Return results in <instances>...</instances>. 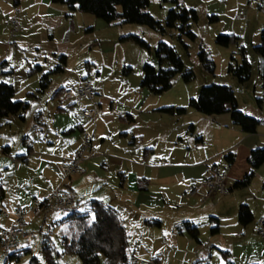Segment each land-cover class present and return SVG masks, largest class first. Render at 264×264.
<instances>
[{
  "label": "rangeland",
  "instance_id": "obj_1",
  "mask_svg": "<svg viewBox=\"0 0 264 264\" xmlns=\"http://www.w3.org/2000/svg\"><path fill=\"white\" fill-rule=\"evenodd\" d=\"M22 1L23 4L16 11L15 0H0V80L15 86V100L29 102L28 108L22 113L24 117L17 114L0 119V134L9 138L13 151L16 152L23 141L27 140L26 133L34 132L31 144L39 154L31 158L30 167L35 168L39 164L44 157L41 153H46L48 148L52 151L50 159L59 164V158L55 157L60 155L57 142L52 147L47 141L38 140L37 131L34 130L41 125V118H45L52 126L55 111L58 110L57 105L69 108L78 115L83 120L85 129L95 135L97 154L103 156L99 159L95 157L91 161V165L86 167L87 174L84 177L73 175L70 178L60 169L59 174H62L63 182L73 185L74 193L80 199H77L79 210L90 212L91 219L94 218V213L89 208L90 201L96 197H104L102 195L105 190L114 188L113 177L119 176L117 162L112 158L124 157L128 151L127 143L121 137L122 132L131 131L129 123L132 126L135 123L134 132L143 134L146 138V144H142V137L136 136L140 141H137L133 150L135 159L140 158L151 146L156 147L157 154L161 157L164 153H169L170 149L176 152L183 148L187 162L199 161L206 154H215L216 161L220 163L219 167L229 172L231 178L228 185L233 190L224 196H214L219 199L218 202L224 199L225 203L222 202L216 209L210 208L207 214L204 211L211 205L209 200L212 197L204 198L202 192L198 193L201 196L200 201H203L199 207L204 209L203 212L194 213V218L198 219L196 222L201 246L186 233L184 236L178 234L179 246L169 240L158 243L154 240V228L151 227L144 238L149 245L148 254L144 256H159L161 260L157 264H194L197 257H207V260H203L206 262L201 263L200 260V264H225L226 260L221 253V250H225L230 252L235 264H264V238L259 232V220L264 214V164L255 169L247 186L234 187L235 182L242 180L251 170L248 162L251 150L264 147V78L261 74V57L254 49L260 43L261 31L264 29V0H181L184 7L195 9L198 13V21L192 24L197 38L191 40L183 36V42L189 45L188 50L178 39L179 31L176 28L168 29L162 34L141 24L110 25L91 13L81 11L75 13L74 26L71 24L74 11L65 4ZM172 6V3L162 0H150L148 11L157 20L163 21ZM118 9L121 11L122 6ZM211 15H217L219 19L211 22ZM14 18L21 24L19 30H15L9 23ZM88 27L93 28L89 30ZM50 34H53V39ZM131 34L139 35L150 48L128 38ZM219 34H234L240 39L237 43L224 46L216 42ZM160 41L168 43L178 51L185 69L193 70L195 78L191 82H185L183 74L179 73L175 76L172 88L156 94L142 87L141 81L143 65L146 62L158 65L155 50ZM201 46L210 52L216 63L214 74L205 71L200 62ZM242 47L252 66L251 78L245 83H241L228 72L232 55L238 63L242 62ZM61 55H65L67 61L62 65L63 70L56 71ZM4 62L8 67L5 70L14 69L13 76L10 73L2 74ZM45 73H50V82L47 89L42 91L40 82ZM87 75L97 89L93 101H64L61 95L54 96L62 86L76 88L77 82ZM211 83L228 85L235 90L239 108L261 120L257 132L245 133L239 125L232 122L229 114L207 115L189 105L190 99L197 97L201 88ZM29 93H35L37 97L30 96ZM257 98L263 99L261 106ZM73 102L75 105L71 108L70 104ZM92 102L97 104L98 112L92 118H84V105L92 108ZM166 106H183L187 108V112L177 115L161 111ZM130 116L134 118L133 123ZM215 119H218L222 128L216 129V124L212 122ZM190 125L195 126V132L189 131ZM101 137L105 139L103 142ZM199 137H203L202 143L197 141ZM199 144L201 146L196 147ZM177 152L180 155L181 151ZM230 152L234 153L236 159L233 165L225 157ZM12 162L13 159L8 157L0 160V183L6 187L5 203L11 212L18 205L12 204V201L15 199V184L19 181L20 172L18 168H12ZM4 165L10 167V174H4ZM33 178L38 180L35 171ZM100 178L106 179L105 182L99 183ZM171 192L174 193V190ZM187 195L191 198L180 196L178 202L175 200V204L168 206L170 209L167 210L172 212L165 213V226L172 228L174 217H186L183 216V211L188 209L185 206L190 207L195 198L190 191ZM114 197L116 196L113 195V200L117 203ZM243 203L251 207L254 215L252 223L247 226L246 234L237 232L240 224L237 211ZM180 204L183 205L179 207ZM175 210H178L177 213ZM69 214L68 210L57 209L35 216L29 211L26 221L29 224L28 230L34 231L30 246L32 252L21 257L19 263L13 264H26L33 255L44 263L45 240L54 248L55 257L60 264H83L78 255L64 252L63 236H70L69 224L65 221ZM210 215H215V219ZM216 217H220L221 222ZM11 221L12 217L0 215V229L8 227ZM216 226H219V231L213 233L212 228ZM135 229L139 230L138 227ZM128 240L129 245H132L136 239L129 236ZM11 253L0 257V264H5ZM100 264H104L103 260Z\"/></svg>",
  "mask_w": 264,
  "mask_h": 264
},
{
  "label": "trees",
  "instance_id": "obj_2",
  "mask_svg": "<svg viewBox=\"0 0 264 264\" xmlns=\"http://www.w3.org/2000/svg\"><path fill=\"white\" fill-rule=\"evenodd\" d=\"M162 1L173 4L163 21L157 20L148 11L150 0H52L53 3L67 5L71 11L79 10L84 13H91L110 25L141 24L158 30L162 34L166 33L168 29L176 28L179 31L178 39L183 43L185 49L188 50L189 45L183 42V36L191 40L197 38V34L192 29V24L198 21L197 11L184 7L181 4V0ZM119 6H122L121 11L118 9ZM209 19L214 22L219 17L211 15ZM127 37L150 48L149 44L139 35L131 34ZM260 38V43L254 49L261 57V74L264 78V29L261 31ZM239 39L240 37L234 34H219L216 37V42L220 45L228 46L232 43H237ZM241 53L243 56L241 63H238L234 55L231 56L228 72L237 77L241 83H245L251 78L252 66L246 59L244 47L241 48ZM155 54L158 61L157 66L149 62L143 65L142 87L149 89L153 93L162 94L172 88L175 76L179 73L183 74L185 82H191L195 78L194 71L185 69L180 54L168 43L160 41L156 47ZM199 59L205 71L210 74L215 73L216 63L204 46L200 47ZM60 61L56 71L62 70V65L66 62V56L61 55ZM6 66V62L2 63V74H12L11 69L5 70ZM49 75L50 73L43 74L40 82L41 90L47 88L50 82ZM62 89L57 91L55 96ZM14 97V85L0 80V118L17 114L24 117L22 113L29 105L25 101L15 100ZM257 101L259 106H261L263 99L257 98ZM189 105L207 115L230 113L233 123L239 125L246 133H255L261 124L260 119L246 114L239 108L236 92L228 85L217 83L204 85L199 95L190 99ZM161 111L182 115L187 112V108L183 106H166L161 108ZM190 129H194L193 125L190 126ZM198 140L200 141L202 138L199 137ZM225 157L229 163L235 161L233 152H230ZM248 162L251 166L250 172L246 173L242 180H238L234 187H245L249 184L255 169L264 164V147L252 149ZM140 187L145 189L144 185H140ZM4 193V187L0 183V198L4 197ZM90 209L94 213L93 219H91L90 212L79 210V203L76 202L75 207L65 219L69 224L70 236L66 235L63 238L64 252L78 255L83 264H100L102 260L104 264H132L131 256L133 253L130 252L129 235L118 210L108 202L98 199L90 201ZM238 218L239 222L244 226L252 223L254 215L247 203L240 205ZM178 230L200 242L198 226L190 221H183L178 226ZM218 231L219 226L212 228L213 233ZM31 252L30 247L13 250L6 259L5 264L19 263L21 257ZM221 253L226 260L225 264H235L229 251L221 250ZM43 254L44 263L33 255L26 264H60L55 257L54 248L48 240L44 241ZM155 260L157 263V258Z\"/></svg>",
  "mask_w": 264,
  "mask_h": 264
},
{
  "label": "crops",
  "instance_id": "obj_3",
  "mask_svg": "<svg viewBox=\"0 0 264 264\" xmlns=\"http://www.w3.org/2000/svg\"><path fill=\"white\" fill-rule=\"evenodd\" d=\"M49 1L52 2V0H39V1L35 0V2L40 3V4L42 3L48 4ZM22 4H23L22 0H15V8H18V6ZM24 5H27V4L24 3ZM78 12L79 10H76L71 15V20H72L71 24L73 25H74V20H75V13H78ZM14 19L16 20V18ZM19 25L21 28L20 23ZM88 28L90 30L93 27H88ZM50 38L53 39V34H50ZM66 61H67V57H66ZM7 68L8 67L6 66L5 69ZM63 69L64 68H62V70ZM11 70L13 72L11 75L13 76L14 69H11ZM86 78H90V76L87 75V76L82 77L77 82V85H75V87L77 88L81 80L86 79ZM61 88L63 89L58 95H61V93L65 89H70V88H66L62 86L57 91H59ZM56 92L54 93V96ZM15 93H16V88H15ZM29 95L33 97H37L35 93H29ZM27 103L29 105V102ZM70 105H71L70 107L73 108L75 105V102L71 103ZM90 105L93 107L94 105H97V104H95V102H92ZM57 109L58 110L55 111V120L53 121L52 126H50L46 122L45 118H41L39 119V120H42L41 125H39L34 131H37L36 136L38 137L37 138L38 140L39 139L45 140L47 141L49 145H52V147L57 142L60 155H56L55 157L59 158L60 160L59 164L58 162L57 163L53 162L52 159H50L52 156L51 155L52 151L50 150V148H48L46 153H41L42 155H44V157L39 161V164L35 168L30 167L31 158H34L36 157L37 154H39V152L36 151L35 146L31 144L33 141L32 135L34 134V132L30 134H27V133L25 134L27 136V140L23 141L22 146H19L16 152L13 151V147L10 145L11 141L9 140V138L4 137L0 134V160H3L4 157L12 158L14 161L12 162L13 163L12 168L13 169L18 168V170L20 171L18 172L19 181H17V184H15V191H14L15 199L12 201V204L17 203L21 205L22 207L27 208L29 210V208L31 209L36 202H43L46 199H48L52 191L58 188V186L70 188L75 192L73 185H68V183H65L66 181L63 182L64 178L62 174H59L61 170L60 163L62 161L63 155L74 152L81 145L83 141L82 130L85 129L86 127L84 125L83 120L80 119L78 115H75L73 111L70 110L69 108H65L64 106L57 105ZM85 109H88L86 105H84V110ZM224 114L230 115V113H224ZM9 117H5V118H9ZM86 118H89V117H86ZM130 119H131V122L133 123L134 122L133 116H130ZM212 122L216 124L215 125L216 129L222 128L221 127L222 125L220 123L218 124V119H215ZM129 125L131 127V131L122 132V137H121V139H123V141L127 143L126 150L128 151L125 153L124 157L114 156L112 158V160H116L115 162H117V165H118L117 174H119V176L113 177L112 181L114 184V188L105 190L104 195H102L104 197H101V198L96 197L95 199L106 201L118 210L123 220V223L125 225V228L128 232V235L134 236V238L136 239L132 245L131 243L129 245L130 252L133 254L145 257L144 255L148 254L147 249L149 245L145 243L144 238H145L147 230H149L151 227L154 228L152 230V235L154 236V240L158 241V243L164 240H169V242H172L174 244L176 243L175 245L179 246L180 244H178L179 243L178 234L180 236H184V233H181L178 230V226L183 221H190L194 225H197L196 220L198 219L194 218V215H195L194 213L203 212V209H204V208L200 209L199 207L203 201L202 200L200 201L201 196H199L198 193L192 194L193 196H195L192 205L190 207L185 206L188 209L183 211L184 213L183 216H186V217H183L182 219H180L181 217L179 216L174 217V220H173L174 222L172 221L174 225L172 228H169V225L167 226L164 225L165 223L164 215L165 213L168 214L172 212V211L167 210V209H170V207L168 206L175 204V200L176 202H178L179 201L178 198L180 196L182 198L185 197L186 199L191 198L187 195V192L192 189V186L198 180H202L208 175L209 169L211 167L219 166L220 163L216 161L215 154L213 155L206 154L204 158L202 159L200 158V160L198 159L199 161L187 162L186 161L187 156L184 154L186 151L183 150V148L177 149L178 151H181L180 155H179V152H177V150L175 152L173 149H170L169 153L166 152L163 154V157H161L160 155L157 154L156 147H153V146H151L150 148H147L148 150L144 151L140 158L135 159L133 157L135 156L133 155V150L135 149L137 141H140V138L142 137L141 138L142 144H146L145 142L146 138L143 134H136V132H134L135 123L133 126L131 123H129ZM190 126H189V131H191L192 133L195 132L196 130L195 126L193 125L194 127L193 130L190 129ZM259 127L257 129H259ZM29 132H32V130H30ZM137 135H139L140 138H136ZM201 138L202 140L200 141L197 139L199 143H202L204 140L203 137ZM104 140L105 139L101 137V141L103 142ZM29 146H30V149H29ZM199 146L201 145L199 144L196 147H199ZM102 156L103 155L101 154L100 155L97 154V151L94 155L89 156L83 163V166L85 167L84 174L78 175V176L84 177L87 174L86 167H89V165H91V161L95 159V157L96 159H99ZM235 161L229 164L233 165ZM4 168L6 170L4 174L5 175L10 174V171H11L9 169L10 167H8L7 165H4ZM178 168H181V169H178ZM34 171L38 178V180L36 181L33 178ZM57 175L58 177H56ZM121 175H123V177H121ZM122 178H123V181H122ZM230 178L231 177L228 174V180ZM105 180L106 179L104 178L103 179L100 178L98 179V182L104 183ZM228 182L229 181H227V184ZM140 185H144L145 189H142ZM228 187H229V193H230L233 190V188L229 185ZM4 190H5L4 197L0 198L1 200L0 205L7 208V205L5 203V200H6L5 185H4ZM173 190H174V193L171 192ZM113 195L116 196L114 198L116 199L117 203L114 202ZM214 196H219V195H214ZM214 196H211L212 198L211 200H209L210 202L208 201L209 204L211 205H208L209 208H205L206 211H204V214H207V210H210V208L215 207L216 209L217 206L222 204V202L225 203L224 199H221V201L218 202L219 199H216ZM77 199L80 200L79 198ZM181 205L183 204H180L179 207ZM175 211L177 213L178 210H175ZM238 213L239 211H237V216H238ZM214 216L215 215H213L212 217ZM6 217H12V221L10 222L8 227H1L0 231L2 229L11 227L12 224L15 222L16 215L13 209H12V212L9 211V215ZM263 217H264V214L260 217V220ZM216 218L218 219V221L221 222L220 217H216ZM260 220H259V223H260ZM240 224L237 226L238 227L237 232L246 234L248 225L244 226L241 224L242 226H240ZM28 225L29 224L27 222V226H26L27 230H28ZM137 227L139 228V230L135 229ZM30 232L34 233V231H30ZM138 236H139V239H138ZM198 243L201 246L200 243L202 242L200 241ZM212 255L213 253L212 251H210V256ZM157 260L158 262L161 260L159 259V256L157 257ZM200 260H201V263L206 262L203 260H207V257H203V258L197 257L196 260H194V264L199 263Z\"/></svg>",
  "mask_w": 264,
  "mask_h": 264
},
{
  "label": "built area",
  "instance_id": "obj_4",
  "mask_svg": "<svg viewBox=\"0 0 264 264\" xmlns=\"http://www.w3.org/2000/svg\"><path fill=\"white\" fill-rule=\"evenodd\" d=\"M19 9L16 8V11ZM15 30L20 28L19 23L12 19L9 21ZM97 95V89L89 78L81 80L77 88L65 89L61 96L64 101L73 99L92 100ZM98 112V108L94 105L92 108L83 110L85 117L92 118ZM83 141L81 145L74 151L62 156L60 168L65 176L82 175L85 172L83 166L84 161L97 151L94 145V134L86 129L82 130ZM228 172L221 169L219 166H213L209 169L208 175L192 186L191 194L202 192L204 198H209L214 195H227L229 187L227 184ZM77 202V197L74 191L67 187L56 188L43 202H36L35 206L28 210L21 205H15L13 211L16 215V220L11 227L0 231V257L3 254H9L13 250L30 247L33 243L34 233L26 229V217L29 211H32L35 216H40L43 212L51 210H68L71 211ZM0 214L9 215V210L0 205ZM259 232L264 238V217L260 220ZM132 264H157L155 258H146L136 254L131 256Z\"/></svg>",
  "mask_w": 264,
  "mask_h": 264
}]
</instances>
